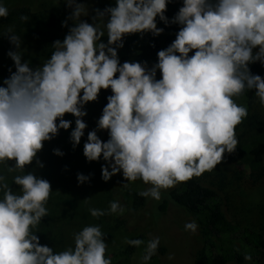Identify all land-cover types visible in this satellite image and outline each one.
Masks as SVG:
<instances>
[{
  "label": "clouds",
  "instance_id": "clouds-1",
  "mask_svg": "<svg viewBox=\"0 0 264 264\" xmlns=\"http://www.w3.org/2000/svg\"><path fill=\"white\" fill-rule=\"evenodd\" d=\"M65 3L71 9L62 21L68 33L52 43L55 50L42 65L31 67L19 51L20 36L11 29L4 33L15 47L7 52L15 71L9 68L0 86V164L8 165V173L24 174L12 177L19 194L0 174V264H113L106 256V233L98 224L74 232L73 246L63 251L41 244L37 229L48 216L53 190L34 171L25 173L44 142L71 127L66 113L75 117L72 146L80 144L88 127L85 106L97 101L102 89L112 94L96 130L87 133L83 155L88 162H105L103 181L122 174L127 188L129 182L142 180L150 187L138 195L155 200L162 189L212 171L226 153L235 152L236 126L248 116V108L235 98L254 90L264 106V77L249 67L264 65V0H182L171 20L165 15L170 0H115L114 6L95 9L92 23L82 19L90 15L85 3ZM7 16L0 4V17ZM157 17L165 25L180 26L176 38L157 52L151 67L147 61L121 63L118 49L124 37L164 31ZM20 20L28 17L21 15ZM69 20L74 26L69 27ZM97 130H107L108 140H101ZM54 154L64 155L60 149ZM37 164L43 167L38 159ZM90 179L91 174L77 173L79 184ZM88 211L99 218L124 209L111 201L107 210ZM185 230L195 233L196 222H186ZM124 242L144 245L142 264H149L160 238ZM244 259L252 257L246 254Z\"/></svg>",
  "mask_w": 264,
  "mask_h": 264
},
{
  "label": "rangeland",
  "instance_id": "rangeland-1",
  "mask_svg": "<svg viewBox=\"0 0 264 264\" xmlns=\"http://www.w3.org/2000/svg\"><path fill=\"white\" fill-rule=\"evenodd\" d=\"M174 1H178L182 6V0H170L167 9L171 8ZM83 3L89 7L90 15L82 19L92 23L91 17L95 15V9L103 10L107 6H114L115 0H88ZM0 4L8 10L6 18L0 17V86H3L4 78L10 75L9 68L15 71L14 62L7 56V52L15 50V47L4 33L11 29L20 36L23 43L19 51L23 60L35 68L42 65L55 50L52 43L58 39L63 40L68 33V27H62V21L68 17L71 9L67 7L65 0H0ZM21 15L27 16L28 20L21 21ZM158 19L157 17V26L160 25ZM68 25L69 27L74 26L71 20L68 21ZM151 35V33H145L143 36L131 34L124 37V46L118 49V56L127 51L136 56L138 49L151 38ZM102 40L106 43L107 36L102 37ZM157 59L147 61L148 66L151 67ZM137 62L145 61L137 60ZM159 78L158 71L157 79ZM245 93L235 98L236 102L246 106L248 112L255 109L264 115V106L260 105L258 98L254 96L251 106L248 103L250 96ZM103 107L100 96L97 101L89 102L85 106L87 115L84 121L88 127L85 129V135L81 138L80 144L75 148L70 141V132L75 127V117L66 113L64 118L72 121L71 127L68 130L61 129L52 140L45 141L42 150L37 154V159L43 167H40L37 159H34L32 164L26 166L25 169V172L34 171L36 175L47 179L51 184L53 191L50 193L46 208L63 223L62 231L65 239L61 251L73 246L72 234L74 232L81 230L84 226L98 224L102 232L106 233L108 245L106 256L124 248L127 245L124 242L125 238L130 239L138 233L147 232L152 237L158 236L160 241L167 246L165 260L168 264H191L201 246L202 235L198 225L195 233L185 230V223L195 221V219L184 209H175L171 203L168 212L165 214L160 212L159 204L171 188L161 190L160 200L147 197V205L141 211L131 212L125 199L126 188L123 184L127 181L123 175L117 174L110 181L105 182L101 179V165L105 162L102 159L98 162H88L83 155L87 133L96 130L97 120L102 114ZM97 135L103 141L109 138L107 130H97ZM54 149H60L64 155L54 154ZM14 164L15 161H9L10 166ZM7 166L0 164V174L7 177V182L13 191L19 194V186L12 182V177L24 173L18 171L8 173ZM243 167L240 160L233 162L226 153L225 159L220 164L198 178L205 184H219L223 181L224 194L227 197L225 204L227 216L233 221L263 231L264 179L254 183L251 178L239 172V169ZM77 173L91 174L90 182L79 184ZM149 187L150 185L138 179L129 182L127 188L140 192ZM111 201L119 202L124 209L122 214H106L99 218L90 215L89 208L107 210ZM169 254L173 255L172 260L168 259ZM137 258L138 253L135 254L134 260L136 261Z\"/></svg>",
  "mask_w": 264,
  "mask_h": 264
},
{
  "label": "trees",
  "instance_id": "trees-1",
  "mask_svg": "<svg viewBox=\"0 0 264 264\" xmlns=\"http://www.w3.org/2000/svg\"><path fill=\"white\" fill-rule=\"evenodd\" d=\"M85 1L88 0H78L81 3ZM171 5L165 13L170 20L181 7L178 1L172 2ZM158 27L163 28L164 31L159 36L151 35V38L138 49L136 56L130 51L120 54L121 63L157 59V52L171 44L180 26L165 25L160 21ZM249 67L254 74L264 77V65L257 62ZM111 94V89L101 90L99 96L104 106L107 104V96ZM245 94L250 96L248 103L252 106L254 90ZM235 131L238 139L237 149L227 156L229 155L233 162L240 160L244 167L239 169V172L251 178L254 183H258L264 179V115L255 109L249 111L247 118L236 126ZM224 186L223 181L219 184H205L194 176L189 181L168 190L159 204V210L165 214L173 203V208L184 209L197 222L202 243L191 264H264V230H256L227 216ZM124 193L131 212L138 213L147 205V197L138 195V190L126 188ZM62 228L63 223L52 211H48V216L42 219L37 229L41 244L53 247L54 251H61L65 239ZM151 238L152 236L147 232H141L130 239L147 241ZM167 251V246L160 241L157 254L151 258L149 264H168L165 260ZM137 253L138 258L135 261L134 257ZM143 254L144 245L135 247L127 244L109 255L113 264H142ZM246 254L251 255V261L244 259Z\"/></svg>",
  "mask_w": 264,
  "mask_h": 264
}]
</instances>
